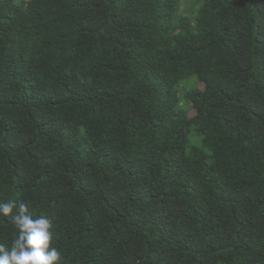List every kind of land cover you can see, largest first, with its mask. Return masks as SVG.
Returning <instances> with one entry per match:
<instances>
[{
    "label": "trees",
    "instance_id": "1",
    "mask_svg": "<svg viewBox=\"0 0 264 264\" xmlns=\"http://www.w3.org/2000/svg\"><path fill=\"white\" fill-rule=\"evenodd\" d=\"M13 200L57 264H264V0H0Z\"/></svg>",
    "mask_w": 264,
    "mask_h": 264
},
{
    "label": "clouds",
    "instance_id": "2",
    "mask_svg": "<svg viewBox=\"0 0 264 264\" xmlns=\"http://www.w3.org/2000/svg\"><path fill=\"white\" fill-rule=\"evenodd\" d=\"M0 216L10 217L17 229L10 246L0 244V264H57L61 253L50 247L51 222L45 216L33 218L22 201L0 202Z\"/></svg>",
    "mask_w": 264,
    "mask_h": 264
}]
</instances>
